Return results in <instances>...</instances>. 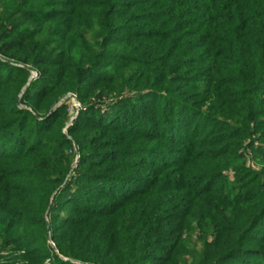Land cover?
<instances>
[{
    "label": "trees",
    "instance_id": "obj_1",
    "mask_svg": "<svg viewBox=\"0 0 264 264\" xmlns=\"http://www.w3.org/2000/svg\"><path fill=\"white\" fill-rule=\"evenodd\" d=\"M18 4L0 264H264V0Z\"/></svg>",
    "mask_w": 264,
    "mask_h": 264
},
{
    "label": "rangeland",
    "instance_id": "obj_2",
    "mask_svg": "<svg viewBox=\"0 0 264 264\" xmlns=\"http://www.w3.org/2000/svg\"><path fill=\"white\" fill-rule=\"evenodd\" d=\"M16 7H19L18 0H0V11L1 12L3 11V9H5L6 11L10 12V10L15 9ZM20 9H24V7L22 6V8H20ZM17 13H18V16H19V11ZM74 51L77 52L78 50L74 49ZM72 94H74V93L71 92L64 98V100H67V102H69V106H68L67 111H69V109L72 107V103H73ZM77 100L80 102V100L78 99V95H77ZM70 113L72 114L71 119H70V124H72L77 114H75V112L74 113L70 112ZM248 154H249V157L246 160L247 161L246 164L249 165V166L251 165L254 168H258V169L261 168L262 162L256 161L251 156L253 154V152H251L250 149H248ZM237 165H241V162H239Z\"/></svg>",
    "mask_w": 264,
    "mask_h": 264
},
{
    "label": "built area",
    "instance_id": "obj_3",
    "mask_svg": "<svg viewBox=\"0 0 264 264\" xmlns=\"http://www.w3.org/2000/svg\"><path fill=\"white\" fill-rule=\"evenodd\" d=\"M72 107L69 109L70 112H75V114L78 113L79 109L81 108V103L77 100V94H72Z\"/></svg>",
    "mask_w": 264,
    "mask_h": 264
},
{
    "label": "water",
    "instance_id": "obj_4",
    "mask_svg": "<svg viewBox=\"0 0 264 264\" xmlns=\"http://www.w3.org/2000/svg\"><path fill=\"white\" fill-rule=\"evenodd\" d=\"M25 88H24V90H25ZM24 90H23V92H24ZM76 149H77V152L79 153V147H78V145H76Z\"/></svg>",
    "mask_w": 264,
    "mask_h": 264
}]
</instances>
